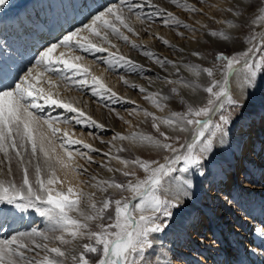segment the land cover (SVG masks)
Instances as JSON below:
<instances>
[{
  "label": "snow or ice",
  "instance_id": "1",
  "mask_svg": "<svg viewBox=\"0 0 264 264\" xmlns=\"http://www.w3.org/2000/svg\"><path fill=\"white\" fill-rule=\"evenodd\" d=\"M5 3L6 0H0V6ZM173 3H177V0H173ZM178 6L186 11H196L195 7L188 4ZM139 7L141 5L133 4L130 0H120L118 5L106 7L92 15L82 27L69 31L58 43L46 47L35 57V64L24 75L5 73L0 76V165H6L7 175L12 176V164L15 162L22 177L20 184L12 179L0 180V205L10 206V210L20 212L34 209L42 217H46L50 225L48 232L33 229L30 233L20 232L10 239L0 240V264H68L69 256L72 264H142L143 254L153 246L151 235L167 227L166 220L173 216V210L179 211L183 202L189 198L185 187L179 186L173 190L170 185H165L164 178L175 171L178 162L184 165L181 172H187L191 167L203 168L213 155L215 141L219 139L221 144L224 143L233 113L242 107L229 88L230 74L242 68L247 73L245 83L250 84L258 71H264V36L257 37L255 34L248 39L251 46L244 50L233 55L223 51L214 54L211 67L184 64V70L195 79L178 78L167 82L179 83L193 93L203 94V102H185L180 97V103L184 105L182 111H172L166 117H156L145 112V117L152 118L156 136L134 132L130 136L114 137L121 141H138L164 153L163 162L140 157H112L123 168H108V171L120 172L128 179L126 182L110 179L91 184V187L105 194L101 200L96 201L95 192L85 193L78 187L83 181L77 180V185H73L69 179L70 176L76 178L86 171L74 163L75 157L67 148L69 144L82 142L72 139L65 131L63 140L57 144V133L61 129L55 126V120L45 119L37 114L43 107L38 101L84 117L82 110L71 102L61 100L58 92H53L61 82L65 88H83L92 84L93 95H97L98 88L115 97L117 94L100 78L92 75L88 79L90 68L79 63L84 59L83 56H66V52H106L107 49L95 43L93 38L111 44L109 33L128 42V36L120 28L129 33H134V29L127 23L125 10L142 20L141 14L134 12ZM228 11L235 16L240 15L236 9L229 8ZM170 22L176 25L181 23L175 20L172 13H168L165 24ZM228 23L229 27H235L230 21ZM253 23L264 27V7L260 8ZM183 27L188 29L189 25L184 24ZM81 33L88 35L82 36ZM209 35L221 41L230 39L224 31L211 30ZM163 43L168 42L165 40ZM111 47L114 48L115 45ZM131 47L136 48L137 45L132 43ZM59 48L66 52L54 55ZM144 55L149 58L154 56L150 51H145ZM192 55L200 56L198 51H194ZM114 59L133 64L124 56L117 57L115 53L104 59L103 63L111 68ZM154 62L162 68L173 63L166 59H156ZM176 71L179 74L180 69L177 68ZM67 73H72V76ZM217 73H220V79L216 78ZM51 74H55L56 78L53 79ZM203 77L207 78L204 86L198 82ZM42 83L47 84L48 88L38 86ZM140 91L144 92L145 89L140 88ZM171 91L179 96L176 88ZM145 99H150L155 107L162 110L159 101L169 97L153 93ZM76 123H80V120H76ZM91 123L102 127L95 121ZM161 125L170 129V132L163 131ZM180 133L190 134V142L182 143ZM84 147L91 149L88 144H84ZM118 151L125 149L120 148ZM76 155L91 160V156L85 153L78 152ZM58 170L64 173L63 180L57 175ZM141 172L142 177L139 175ZM92 179L96 180L95 177ZM58 184H67L66 191L57 188ZM186 187L191 188V184L187 183ZM110 190H114L119 198L111 195ZM82 204L86 207H81ZM3 211V207H0V212ZM110 212L113 214L109 215ZM35 237H40L43 242H38ZM52 242L56 246H50ZM33 247L40 249L43 255L37 253L29 259L25 251H33Z\"/></svg>",
  "mask_w": 264,
  "mask_h": 264
},
{
  "label": "bare ground",
  "instance_id": "2",
  "mask_svg": "<svg viewBox=\"0 0 264 264\" xmlns=\"http://www.w3.org/2000/svg\"><path fill=\"white\" fill-rule=\"evenodd\" d=\"M130 2L141 5L135 8L134 12L140 13L143 19L138 20L136 15L128 14L125 10L127 23L132 26L134 33H129L122 27L120 31L128 36L129 43L137 45L138 51L130 53V49L124 46L125 49L118 51L116 56H124L133 64L114 59V66L110 69L119 73L112 77L110 74L102 77L103 70L106 71L109 68L107 65L99 63L93 57L89 59L87 55L83 56L84 54H82L84 59L79 61L90 68L89 80L92 75L100 78L117 95L111 97L110 92H101L98 88H96L97 95H93L92 84L83 88L76 87L73 90L65 88L61 82L58 88L53 89V92H58L61 100L71 102L82 110L85 113L84 117L61 107L44 105L43 101L38 102L43 107L37 114L45 119H55V126L61 129L57 133L59 138L57 144L63 140L65 131L72 139L82 142L67 145L68 150L75 157L74 163L80 165L81 170L86 169L85 158L77 156L76 153L82 152L87 155L89 151H93L99 155L96 163L100 165L96 167V171L86 169L79 175L82 179H79V176L69 177L73 185H77V180H83V176L95 177L96 180L92 182L110 179L118 181L126 178L117 171H112L110 175L108 174L109 176L101 175L108 168L114 170L123 168L118 160L112 158L114 156L125 159L140 157L163 162L164 153L157 152L138 141H121L114 137L130 136L134 132L156 136L152 128V118L145 117V112L152 113L156 117H166L181 106L180 97H183L186 102L196 104L203 102V94L193 93L182 84H169L167 81H175L178 78L195 79L191 73L184 70L183 65L187 63L186 58L194 59L195 64H201L207 60L204 49L208 42L215 48H222L233 43L231 33L233 35L237 27H229V21L221 19L220 8L223 4L217 0H177V3H173V0H130ZM119 3L120 0H6L5 5L0 6V51H5L3 34L5 30L13 27V16L21 18L24 14L28 15L29 21L35 23L30 29L33 35L39 34L41 24L52 28L51 21L54 18L66 17L68 21H63L62 24L67 26L69 21L72 22L73 26L70 29L67 27L59 29L57 39H53L56 32L45 31V38L49 39L41 47L43 51L51 44L58 43L69 31H74L89 22L92 15ZM178 4H188L195 7L196 11H186ZM168 13H172L175 20L181 22L180 25L171 22L166 25ZM232 17L235 19L237 16L232 14ZM211 18L216 20V26L230 37L229 40L221 41L209 35L208 28L212 27ZM230 22L233 24L234 20ZM184 24L189 25V28L185 29ZM81 35L84 36V33ZM87 35L86 33L85 36ZM115 36V38H109V41L111 45H115L114 48L118 49L121 46L118 42L124 41ZM93 39L95 43L100 44L99 39ZM165 40L167 44L163 43ZM145 51L152 52L154 56L151 58L145 56ZM194 51H198L200 56H193ZM60 52H66V50L59 48L54 55H59ZM68 55L79 54L78 51L66 52V56ZM110 57L111 55L107 56V58ZM156 59H166L173 63L162 68L154 62ZM33 64L35 61H32L27 69ZM177 68L180 69L179 74H177ZM27 69L22 70L18 76L24 75ZM51 75L53 79L56 78L55 74ZM246 77L247 73L242 68H238L230 75L229 88L242 107L237 108L233 113L232 122L227 126L228 135L224 143L221 144L219 139L215 141L210 161L203 168L194 167L187 172H181L179 168L164 178L165 185H170L173 190L179 186L185 187L189 192V198L183 202L179 212L173 210L174 214L168 222V228L152 236L153 245L158 248L154 254L155 264H220L218 259L220 256L226 259L225 264H239L241 258L249 256L250 253L264 256V249L259 247L264 246V175L261 181H256V177L264 171V71H258L250 84L245 83ZM198 82L204 86L207 84V79L203 77ZM40 85L45 89L48 88L47 84ZM140 88L145 91L141 92ZM172 88L177 89L179 96L171 95ZM76 89L79 91L76 92ZM153 93L169 97L159 101L162 106H165L164 110L155 107L150 99H145ZM92 99L101 102L102 106L98 113H95V108L91 106L96 104ZM76 120H80V123H76ZM91 121H95L102 127H96ZM161 129L170 132V129L164 125H161ZM106 136L109 150L104 152L100 149L97 140H102ZM180 136L181 142L191 139L188 133H180ZM84 144L90 145L91 149L85 148ZM120 148H124L125 151H118ZM240 152L246 166L252 167L251 172L255 174V177L250 174L243 177L239 174L235 182L232 176V184L229 185L231 182L228 184V171L237 167V162H240L238 155ZM12 168L13 175L8 176L6 165H0V180L12 179L20 184L22 177L15 162ZM193 170H197L198 175L192 173ZM57 175L61 180L64 179L62 171L58 170ZM139 175L142 177L143 173ZM187 183L191 184V188L186 187ZM81 185L83 184L80 183L78 187L81 188ZM67 186V184L56 185L57 188L65 189ZM94 190L97 196L101 195L100 191L95 188ZM110 191L115 193L114 190ZM0 207L4 209L0 212V240L10 239L20 232L30 233L33 229L45 232L48 227L47 218L42 217L34 209L20 212L10 210V206L7 205H0ZM260 211L262 215L259 219ZM177 212L180 214L177 215ZM204 213L206 217L202 216ZM32 220L34 221L31 223ZM252 229L254 235L251 234ZM185 238H189L190 241L185 243ZM34 239L43 242L36 237ZM37 253L43 255L40 249L34 247L33 251H25L29 259ZM68 264H72L70 256Z\"/></svg>",
  "mask_w": 264,
  "mask_h": 264
},
{
  "label": "rangeland",
  "instance_id": "3",
  "mask_svg": "<svg viewBox=\"0 0 264 264\" xmlns=\"http://www.w3.org/2000/svg\"><path fill=\"white\" fill-rule=\"evenodd\" d=\"M115 1H117V0H115ZM217 1H219V2H221L223 4L221 6V8H220V17H221V19L227 20V21L234 20L233 25H235L237 27V29H236V32L233 33V35L231 33V37H232V40H233L232 44H228V45H226V46H224L222 48H215L213 45L210 44V42L207 43V45H206V47L204 49V52H205L204 55L207 57V60H205L203 63L199 64L202 67H211L212 66V62H213L212 58H213L214 54H216L218 51H223L225 54L233 55L237 51L244 50L247 47L251 46L250 44H248V39H249V37L251 35L255 34V35H257V37L264 36V27H261L259 24L253 23V21L255 20L256 15L260 11V8L264 7V0H241V1L240 0H217ZM229 8H233V9L238 10L240 15L237 16L235 19H233L232 13L228 11ZM211 25H212V27L208 28L209 31H211V30L221 31V28L216 26V20H214L213 18H211ZM85 35H86V33H84V36ZM112 37L115 38L116 36L113 35V34L111 36V33H109L108 39L109 38L112 39ZM257 42H259V41H257ZM118 43H121V46H119V48L116 49V48H112L111 44L104 43L103 41L100 40V44L99 45L109 48V49L106 48L107 49L106 52H92V53H90V52H83L82 50H77V51H78L79 55H81V56H82V54H84L83 56L87 55L86 57L87 58L89 57V59L90 58L92 59V57H93L96 61H99V63H103L104 59H106L107 56L108 55L110 56L112 53H115L117 55L118 51H121V50L125 49L124 46H126V48L130 49V53L138 51V47H136V48H132L131 47V43H129V38H128V42L124 41V42H118ZM95 54H97V55H95ZM256 58L259 59V56H256ZM186 61H187V63H190V64L194 63L195 64V61L192 58H186ZM113 66H114V62L112 63V67ZM102 73H103L101 75L102 77H105L107 74H110V76L112 77L114 74H117L119 72L116 71V70H112V69L108 68V70H106V71L103 70ZM67 75L72 76V73L71 74L67 73ZM216 78L217 79L221 78L220 73L216 74ZM38 86H41V85L39 84ZM68 88H72L74 90L76 87H68ZM78 91L79 90L76 89V92H78ZM171 95L173 96L175 94L172 93V91H171ZM92 100H94L95 103L98 104V106L96 104L95 105H91V106H93L95 108V111H96L95 113H98L100 106H102L101 102H99L97 99H92ZM203 100H204V97H203ZM185 102H186V100H185ZM180 105L181 106H179L176 111H182L183 110L184 105H182V104H180ZM164 108H165V106H162V110H164ZM158 109H160V108H158ZM60 114H64V113H60ZM53 120H55V119H53ZM236 125H237V123L235 124L233 129H235ZM77 130H80V129H77ZM190 140L183 141L182 143L190 142ZM97 143L100 145V149L102 151L106 152V151L109 150L107 136H106V138H103L102 140H97ZM238 155L240 156L239 157L240 162H237V167H233V168H235V170H237L236 176L239 175L238 171H241L243 173V174L241 173L242 176L250 174L251 176L255 177V174H253L251 172V168L252 167L250 165L246 166L247 164H245L244 157H243V155H241V152L238 153ZM87 156H91V160L89 161V160H87L85 158V161H84V163L86 165L85 168L88 169V171H93V169H94V171H96V167H98L100 165V164L96 163V159L98 158L99 155L96 152L89 151ZM244 164H245V166H244ZM182 167H184L183 163L182 162H178L175 165V171L177 169H179V168L181 169ZM192 168H194V167H191L189 169H192ZM103 169H106V168H103ZM231 172H233V169H230L228 171V184L232 180L231 178H232L233 175L231 176ZM192 173H194L195 175H198L197 170H193ZM108 174L109 175L111 174V172H109L108 170H105L104 172L101 173V175H104V176L105 175L109 176ZM263 175H264V171L262 172V174H260V176L256 177V181H261V177H263ZM199 176L201 177V175H199ZM90 178L86 177V176H83V180H80V181L84 182V183H82L83 185H81V189L85 193L95 192V200L99 201V200H101L103 198V196L105 194L102 193V192H99L101 195H99V196L96 195V191L94 190L93 187L90 186L91 184H93L95 182H92L93 179L92 178L90 179ZM79 179H82V176H79ZM127 179L128 178H124L122 180L120 179L117 182H126ZM231 184H232V182L229 185H231ZM63 190L66 191L65 188H63ZM110 194L113 195V196H116L117 198H119L117 196V194L113 193L112 191H110ZM124 195H130V194L129 193H124ZM81 207H86V205L82 204ZM112 214H113V212L109 213V215H112ZM179 214L180 213H178L177 215H179ZM72 215H75V213H73ZM202 216L206 217L205 213ZM170 218H172V217H170ZM170 218H168L166 220L167 227H165V228H168V226H169L168 222H169ZM33 221L34 220H32L31 223ZM105 223H107V221H105ZM3 227H4V225H3ZM49 227H50V225L48 223V227L45 229V232H48ZM154 234L155 233H153L151 235V238H152V236ZM36 238H38L41 241L40 237H36ZM184 241L186 243V242H189L190 239L189 238H185ZM50 246H55V242L50 243ZM69 247H71V246H69ZM157 250H158V248H156L155 245H153L152 248L147 249L145 251V253L143 254V256H142V264H155L154 254H155V252ZM218 259L220 260V264H225L224 261H226V259L224 257L220 256V258L218 257Z\"/></svg>",
  "mask_w": 264,
  "mask_h": 264
}]
</instances>
